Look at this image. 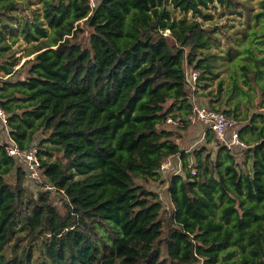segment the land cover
I'll return each instance as SVG.
<instances>
[{
    "label": "trees",
    "instance_id": "16d2710c",
    "mask_svg": "<svg viewBox=\"0 0 264 264\" xmlns=\"http://www.w3.org/2000/svg\"><path fill=\"white\" fill-rule=\"evenodd\" d=\"M33 1L0 0V264H264V0ZM216 4L245 14L239 46ZM194 100L244 145L183 148Z\"/></svg>",
    "mask_w": 264,
    "mask_h": 264
},
{
    "label": "rangeland",
    "instance_id": "374dc122",
    "mask_svg": "<svg viewBox=\"0 0 264 264\" xmlns=\"http://www.w3.org/2000/svg\"><path fill=\"white\" fill-rule=\"evenodd\" d=\"M34 7L39 6L38 0H34L33 1ZM252 3L254 4V11H257L259 9V5H258V0H254L252 1ZM208 10H210L212 12V17L209 19H205L204 23L205 24H219V25H224L227 33L226 34H235L234 39H231V42H233V44L239 46L240 43L243 41V34L240 31L241 28L245 27L247 22L245 19V14L243 12H233V13H227V12H222V10L220 9L219 4H216L215 7L210 5ZM176 17H180L181 14L179 12L175 13ZM188 17H191L190 14H188ZM253 20L251 19L250 23H252ZM219 36L221 37V45H222V49L225 50L226 48V44L223 41L224 40V35H221V33H219ZM170 42L173 43V40L170 39ZM29 47V43H26L24 41H19L18 43H16L14 45V48H16L17 50V56H19V62L17 63V65L15 66L16 69V73L14 74L15 77H23L25 78L28 75V71L30 68V63L27 61L28 60V56H26V50ZM223 52V51H222ZM221 60H226L225 58L221 59ZM227 68H228V64L221 66L220 70L221 76H227ZM0 75H2V77L4 79L8 78V76H4L3 73L0 71ZM12 76V77H14ZM217 82H218V78H215L214 81L212 82V84L210 85L211 89L216 90L217 88ZM205 106L209 107V104H204ZM244 108V106H243ZM223 111V110H221ZM1 124V123H0ZM208 125V124H207ZM206 128H208V126H206ZM200 133V132H199ZM229 137V134H228ZM195 139V138H194ZM193 143L192 140L190 139H185V141L183 142L182 147L183 148H190L191 144ZM242 161V156H238ZM173 172H183V166L182 163H178L176 165H174V169L173 171H171L169 174H167V176L165 175L164 178L169 177L171 174H173ZM150 189L156 190L160 193L161 197L164 199V204H165V210L167 212H169L170 209V202H169V196H168V192H167V183L162 182V181H158L154 184L149 185Z\"/></svg>",
    "mask_w": 264,
    "mask_h": 264
},
{
    "label": "built area",
    "instance_id": "2783aa9c",
    "mask_svg": "<svg viewBox=\"0 0 264 264\" xmlns=\"http://www.w3.org/2000/svg\"><path fill=\"white\" fill-rule=\"evenodd\" d=\"M91 5H95V0H91ZM192 75L193 80V88H195V80L198 77V72L192 71L190 73ZM0 119L6 125L8 123L7 113L0 106ZM188 120L193 123H202L208 124L209 128H211L216 138L219 142L224 143L228 148H231L236 145H244L239 136L238 130V122L237 119L233 116H229L224 111L212 110L211 108L198 103L196 100L193 102V110L189 115ZM168 122H174L172 118L167 119ZM229 134V137H228ZM7 151L10 155H24L28 161L29 167L32 172L31 175L37 177L38 168L40 165L39 159L37 158L36 149L33 148L27 153L23 154L17 146L7 147ZM171 166V160L166 159L161 168L167 169ZM192 173L195 174V169L192 170Z\"/></svg>",
    "mask_w": 264,
    "mask_h": 264
},
{
    "label": "crops",
    "instance_id": "0c3cea01",
    "mask_svg": "<svg viewBox=\"0 0 264 264\" xmlns=\"http://www.w3.org/2000/svg\"><path fill=\"white\" fill-rule=\"evenodd\" d=\"M202 104H206V103H202ZM192 124V123H191ZM206 124H202V123H196V125H190L189 129L186 132V136L185 139H193L196 136H202L206 130L209 128H206ZM200 132V133H199ZM187 149V148H185Z\"/></svg>",
    "mask_w": 264,
    "mask_h": 264
}]
</instances>
